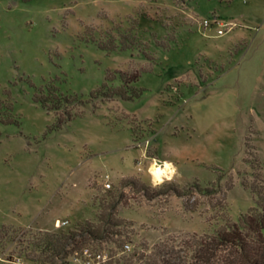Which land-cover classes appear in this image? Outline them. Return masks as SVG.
<instances>
[{
    "label": "rangeland",
    "instance_id": "1",
    "mask_svg": "<svg viewBox=\"0 0 264 264\" xmlns=\"http://www.w3.org/2000/svg\"><path fill=\"white\" fill-rule=\"evenodd\" d=\"M161 161L175 171L154 184ZM251 185L264 188V0H0L3 264H51L43 234L94 220L110 193L129 197L132 253L237 223Z\"/></svg>",
    "mask_w": 264,
    "mask_h": 264
},
{
    "label": "trees",
    "instance_id": "2",
    "mask_svg": "<svg viewBox=\"0 0 264 264\" xmlns=\"http://www.w3.org/2000/svg\"><path fill=\"white\" fill-rule=\"evenodd\" d=\"M120 90L114 91L113 96L123 98ZM68 117L71 118L70 115ZM63 124L59 121L58 128ZM122 186L143 192L148 198L155 196L149 187L135 179L123 181ZM163 188L166 190L164 193L172 191L180 195L174 184ZM251 189L257 196L255 207L241 215L237 223L228 222L213 234L170 237L152 248L143 244L142 251L127 253L125 245L129 243L126 240L130 224L120 218L119 207L125 206L129 197L122 190L119 194L110 193L108 201L100 203V211L94 220L80 222L68 231L45 233L36 247L50 252L47 258L53 260L51 264H58L54 258L67 259L84 247H89L94 253L107 251L109 259L101 264H264V188L251 185ZM107 245L114 246L116 251L107 249ZM118 253L124 255L116 258ZM62 264L70 263L65 261Z\"/></svg>",
    "mask_w": 264,
    "mask_h": 264
},
{
    "label": "built area",
    "instance_id": "3",
    "mask_svg": "<svg viewBox=\"0 0 264 264\" xmlns=\"http://www.w3.org/2000/svg\"><path fill=\"white\" fill-rule=\"evenodd\" d=\"M104 186L109 189L111 188V183L108 180L104 183ZM126 250H130V244L125 245ZM106 255L103 253H94L89 247H84L79 254L77 253L74 257L75 262H80L81 264H101L107 261Z\"/></svg>",
    "mask_w": 264,
    "mask_h": 264
},
{
    "label": "clouds",
    "instance_id": "4",
    "mask_svg": "<svg viewBox=\"0 0 264 264\" xmlns=\"http://www.w3.org/2000/svg\"><path fill=\"white\" fill-rule=\"evenodd\" d=\"M174 171V168L170 163H164L163 167H157L155 162L153 163L152 167L149 168V172L153 176V183L159 184L163 182V179H171V173ZM163 178V179H162ZM0 264H3L0 261Z\"/></svg>",
    "mask_w": 264,
    "mask_h": 264
},
{
    "label": "bare ground",
    "instance_id": "5",
    "mask_svg": "<svg viewBox=\"0 0 264 264\" xmlns=\"http://www.w3.org/2000/svg\"><path fill=\"white\" fill-rule=\"evenodd\" d=\"M164 163H168V162H165V161H164V162L161 161L160 163H159V162H155V165H156L157 167H161V168H162ZM172 167H173V166H172ZM173 168H174V167H173ZM174 171H175V169H174ZM174 171L171 173V175L174 173ZM162 179H163V178H162Z\"/></svg>",
    "mask_w": 264,
    "mask_h": 264
}]
</instances>
